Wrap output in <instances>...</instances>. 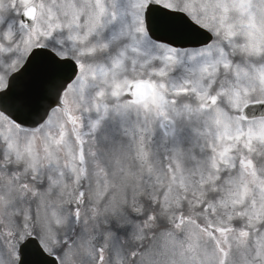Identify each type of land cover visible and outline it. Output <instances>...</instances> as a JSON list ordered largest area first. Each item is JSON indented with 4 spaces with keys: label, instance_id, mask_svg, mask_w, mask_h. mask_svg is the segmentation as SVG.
I'll return each instance as SVG.
<instances>
[{
    "label": "snow or ice",
    "instance_id": "6c2138e0",
    "mask_svg": "<svg viewBox=\"0 0 264 264\" xmlns=\"http://www.w3.org/2000/svg\"><path fill=\"white\" fill-rule=\"evenodd\" d=\"M0 264H264V0H0Z\"/></svg>",
    "mask_w": 264,
    "mask_h": 264
}]
</instances>
